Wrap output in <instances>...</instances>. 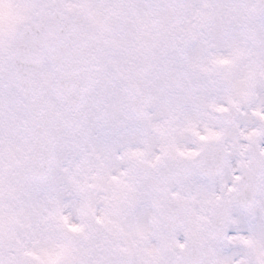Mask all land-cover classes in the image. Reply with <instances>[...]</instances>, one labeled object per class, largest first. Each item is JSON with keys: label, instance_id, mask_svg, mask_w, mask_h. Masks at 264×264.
Here are the masks:
<instances>
[{"label": "snow or ice", "instance_id": "snow-or-ice-1", "mask_svg": "<svg viewBox=\"0 0 264 264\" xmlns=\"http://www.w3.org/2000/svg\"><path fill=\"white\" fill-rule=\"evenodd\" d=\"M0 264H264V0H0Z\"/></svg>", "mask_w": 264, "mask_h": 264}]
</instances>
